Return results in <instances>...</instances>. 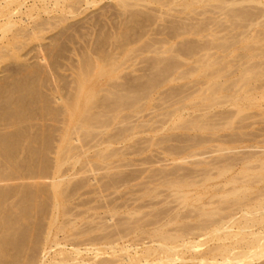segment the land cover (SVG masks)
<instances>
[{"label": "rangeland", "instance_id": "obj_1", "mask_svg": "<svg viewBox=\"0 0 264 264\" xmlns=\"http://www.w3.org/2000/svg\"><path fill=\"white\" fill-rule=\"evenodd\" d=\"M259 1L221 10L207 0H193L189 8H183L181 0H161L162 4L126 0L124 6L118 0H8L3 4L0 0V117L17 103L27 106L20 122L8 124L0 118V135L20 130L36 142L41 137L50 141L46 162L43 156L26 164L28 152L21 148L19 166L15 173L10 169V176L0 158L2 208L10 220L20 214L22 200L32 198L27 200L31 213L27 211L23 219L27 231L15 235L16 242L25 237L20 241L27 240L22 244L26 248L19 251L21 257L13 244L12 250L4 249L3 264L31 260L32 264H64L62 259L78 264H141L137 261L142 252L156 247L150 242L152 229L164 226L170 233L175 226L192 223L195 227L206 212L215 214V219L224 217L225 233L232 235L217 239L224 229L216 235L193 234V241L199 237L194 249H179L178 256L163 263L197 264L190 257L208 248L238 247L241 236L231 222L264 198V0ZM232 9L244 10L247 21H233L238 26H232L233 19L226 15ZM221 39L226 45L216 49ZM189 48L192 53L184 54ZM240 69L254 76L238 88L233 80L239 78ZM107 71L111 73L106 75ZM153 78L156 84L148 89ZM213 82L233 85L228 91L220 90L219 96L237 90L233 98L244 92L251 99L215 104L205 92ZM246 87L250 89L243 91ZM133 92L136 98L130 97ZM89 96L96 117L87 120V128L80 127L81 104ZM118 97L137 107L118 109L111 121ZM75 102L78 109L70 117ZM104 102L107 108L98 106ZM191 117L206 120L204 128H178ZM105 120H109L106 128L96 127ZM207 121L213 129L208 130ZM122 129L127 137L121 141L115 135ZM112 135L115 139H106ZM39 142L33 145L40 146ZM101 153L114 156L102 159ZM40 159L43 168L38 167ZM55 181L58 188L51 185ZM258 251L243 254L235 248L232 252H238L239 259L232 253L231 262L224 264H264V246Z\"/></svg>", "mask_w": 264, "mask_h": 264}, {"label": "bare ground", "instance_id": "obj_2", "mask_svg": "<svg viewBox=\"0 0 264 264\" xmlns=\"http://www.w3.org/2000/svg\"><path fill=\"white\" fill-rule=\"evenodd\" d=\"M8 0H2V4L3 3H6ZM125 1L126 0H118V2L120 3V4H122V6H124L125 5ZM150 1H152V2H157V3H161V0H150ZM165 2L167 1V0H164ZM172 1V0H171ZM182 2H181V4H182V6H183V8H189L190 6H192L193 5V3H195V2H193V0H181ZM196 1V0H195ZM208 2L209 1H214L215 3H216V6L215 7H217V8H219V9H221V10H224L227 6H229V7H231L232 5H235V4H241V3H245V2H253V3H260V1L259 0H239V2H237V3H235V1L234 0H207ZM199 2V1H198ZM163 3V2H162ZM161 3V4H162ZM167 3V2H166ZM165 3V4H166ZM20 4L22 5V2H20ZM1 2H0V8H1ZM130 7V6H129ZM236 7V6H235ZM228 8V7H227ZM233 8V7H232ZM230 9V8H229ZM242 9H244V8H242ZM226 11V10H225ZM241 11V9L240 10H236V11H234V9H232L231 11H227L226 12V15H227V17L228 18H230V19H233L232 20V26H234V25H237V24H239V23H241V22H246L247 21V14H246V16H245V12L244 13H242V12H240ZM225 14V13H224ZM247 18V19H246ZM233 21H236V22H238L237 24H233ZM252 23V22H251ZM251 23L249 24V25H251ZM254 24V23H253ZM242 25V24H241ZM248 25V26H249ZM238 26V25H237ZM234 27H236V26H234ZM242 27V26H241ZM247 27V26H246ZM244 28V27H243ZM169 29V28H168ZM246 29V28H245ZM170 30H172V29H170ZM174 31V30H173ZM174 32H177V33H181V32H179V31H174ZM175 34V33H174ZM182 34V33H181ZM173 35V34H172ZM126 37V36H125ZM224 40V39H223ZM219 41V40H218ZM222 41V39L220 40V42H217L215 45H214V47L216 48V49H219V48H223V46L225 47V42H221ZM230 43V42H229ZM230 45V44H229ZM196 47V46H195ZM208 47V46H207ZM209 47H211V46H209ZM208 47V48H209ZM185 48H186V46H185ZM198 48V47H197ZM190 49L191 48H189V49H187L186 51H184V54H187L188 55V53H192L191 51H190ZM224 49V48H223ZM227 49V48H226ZM189 50V51H188ZM192 50V49H191ZM195 50V49H194ZM193 50V51H194ZM197 50H199V49H197ZM196 50V51H197ZM183 54V55H184ZM241 70V69H240ZM234 72V71H233ZM109 73H111L110 71H107L105 74L106 75H108ZM251 73L252 72H248L247 70H244V69H242L241 70V72H239V74H240V76H239V78H237V80L238 79H240V83H238L237 84V80L235 81V80H233L235 83H233V81L231 82V84L233 83V85L236 87V85L238 86V88H241V86H243V85H245L247 82H248V80L249 79H251V78H253V76L254 75H251ZM222 74V73H221ZM220 75V74H219ZM217 77H218V74L216 75ZM221 76H223V75H220L219 77H221ZM216 77V78H217ZM158 79V78H157ZM232 79V78H231ZM235 79H236V77H235ZM150 80V79H149ZM155 81H157L156 79L154 80V78L153 79H151L150 81H149V83H150V85L151 86H149V88L147 87L148 85H146V87L148 88V89H150V87L152 88V87H154L155 85L154 84H156V83H154ZM224 83V82H223ZM231 84H225L224 85V87H222V83H220V82H213L212 84H210V85H208V87L209 88H207L206 90L207 91H205V90H203V92L205 91V92H207V93H210L211 95H209L210 97H211V102L213 101L215 104H217V103H227V102H231V104H235L236 102H238V101H240V103H241V100L243 101H249V99H251V98H248V96H247V93H245V94H243L242 93V95L240 96H237V97H235L234 96V98H233V94L237 91L236 89H238V88H235V92H234V90L231 92V96H230V99L228 100V95H226V94H222L221 96H222V100H221V102H220V99H221V96H219L218 95V93L220 92V90H222V89H224V88H228L227 89V91L228 90H230L231 89V87H232V89H233V85H231ZM239 84H241V85H239ZM152 85H154V86H152ZM228 85V86H227ZM231 85V86H230ZM261 85V84H260ZM225 86H227V87H225ZM250 87V86H249ZM249 87H246V88H244L245 90H243V91H246V89H247V91L251 88H249ZM147 88H146V90H147ZM230 88V89H229ZM209 90V91H208ZM256 90V89H255ZM202 92V93H203ZM226 92V91H225ZM251 94V93H250ZM147 95V94H146ZM204 96V95H203ZM209 96H207L206 98H204V97H202V98H200V99H202V100H206V99H208L209 98ZM220 98H219V97ZM130 97L131 98H136L137 97V93L136 92H133L132 94H130ZM199 97V96H198ZM223 97H226L227 99H223ZM91 99V96H89V97H87V98H85L84 100H83V102H82V107H83V109H82V114H81V116H80V118H79V122H80V127H83V126H85L86 128L88 127L87 126V120L88 119H92V118H94V117H96L95 115V113H93L92 111H91V109L93 108V103H92V101L90 100ZM216 99H219V101L218 100H216ZM124 100L125 99H123L122 97H118V99L116 100V102L114 103V109L111 111V112H114V114L113 115H111V121L112 120H115L116 118H117V114H118V109H129L130 108V106L131 105H126L127 104V102L126 103H124ZM201 100V101H202ZM224 100V101H223ZM228 100V101H227ZM179 101V100H178ZM200 101V100H199ZM218 101V102H217ZM23 102V101H22ZM78 102V101H77ZM77 102H75V104L73 105V107L72 108H70V111H71V114H70V117H72V115L74 114V112H75V110L76 109H78V103ZM211 102H209L210 104H211ZM20 103H21V101H20ZM25 103V102H24ZM105 103V102H104ZM197 102H195L194 104H196ZM208 103V104H209ZM214 103L213 104H211L212 106L214 105ZM131 104H133V103H131ZM203 103H201V105H202ZM206 104V103H205ZM208 104H206L207 106H209ZM238 104V103H237ZM250 104V103H249ZM251 104H253V103H251ZM26 104H16L15 105V108H14V110L12 111V112H8V111H5V115L3 114L1 117H2V119H4V120H6L7 122H8V124H10V122L11 123H15L16 121L18 122L19 121V118L21 117V116H23L22 114L20 115V113H23V111L27 108V106H25ZM200 105V104H199ZM200 105V106H201ZM206 105H204L203 104V106L206 108ZM23 106H25L26 108H24ZM95 106V105H94ZM98 106H101V107H104V109L105 108H107V106H108V104L107 103H105V104H99ZM135 106H136V104H135ZM232 106V105H231ZM238 106H240V104L238 105ZM243 106H245V105H243ZM242 106V107H243ZM246 106H247V104H246ZM112 107V106H111ZM127 107H129V108H127ZM133 107V108H132ZM137 107V106H136ZM136 107H134V104L131 106V109L133 110V109H135L136 110ZM199 107V106H198ZM211 107V106H210ZM248 107V106H247ZM194 108V107H193ZM196 109V108H195ZM201 109H203V108H201ZM236 109V108H235ZM130 110V109H129ZM131 110V111H132ZM177 110H178V108H177ZM205 110H207V109H205ZM102 111V110H101ZM168 111V110H167ZM173 111H174V109H173ZM181 111V110H180ZM179 111V112H180ZM202 111V110H201ZM204 111V110H203ZM179 112H178V114H179ZM205 112V111H204ZM240 112V111H239ZM181 113V112H180ZM219 113V112H218ZM236 113L238 114V110L236 111ZM97 114H100V112H98ZM101 114H103V116L106 114V112L104 111V112H101ZM175 114V113H174ZM165 115V114H164ZM204 115V114H203ZM176 116V115H175ZM180 116V115H179ZM197 116V115H196ZM0 117V118H1ZM201 117H203V116H201ZM200 117V118H201ZM192 118V117H191ZM194 118H195V120H194ZM194 118H192L193 120H187L186 122H182V124L180 125V126H178V128H183V129H192V130H194V131H200V130H202L203 128H204V123H205V121L206 120H202V119H198L199 117H194ZM22 119H23V117H22ZM197 119V120H196ZM199 120H202V121H204V122H202V123H199ZM208 120V119H207ZM173 121H175V120H173ZM211 121H213V120H211ZM20 122V121H19ZM97 123V122H96ZM160 123V122H159ZM108 124H109V120L107 121V120H105V121H100V122H98V125H96V127H100V128H106L107 126H108ZM210 124V128L208 129V127H206L208 130H211V129H213V127H214V125H213V127H212V124L211 123H209ZM209 124H208V121H207V124H205L206 126L208 125L209 126ZM92 126V125H91ZM158 126V125H157ZM160 126V125H159ZM212 127V128H211ZM127 128V127H126ZM177 128V127H176ZM128 129V128H127ZM127 129H125V130H127ZM207 129H204V130H207ZM215 129V128H214ZM123 130V129H122ZM121 130V131H122ZM175 130V129H174ZM191 130V131H192ZM120 131V130H119ZM124 131V130H123ZM128 132V131H127ZM129 133H133V132H129ZM129 133H128V135H129ZM43 134H48V133H43ZM117 135H115L116 137H118V134H119V139L122 141V138L123 137H127V133H126V131H124V132H119V133H116ZM214 135V134H213ZM41 136V135H40ZM45 136V135H44ZM114 135H112V138L110 137H108V138H106L107 140H109V141H112V139H115L114 137H113ZM130 136V135H129ZM193 136V135H192ZM46 137H48V135H46ZM70 138V137H69ZM166 138V137H165ZM183 138V137H182ZM197 138V137H196ZM215 138V137H214ZM237 138V137H236ZM37 139V138H36ZM35 138H30L29 136H27L26 134H24L23 132H21L20 130H17V131H14V132H12V133H7V134H2V135H0V158L3 160V162H4V164H5V166H6V168H5V166H4V168L5 169H8V171L6 170V172H7V174H8V176H10V169H11V171H13L14 173L16 172V170H17V168H18V166H19V158L17 157V154L19 153V150L21 149V148H25V153H26V151L28 152L27 153V156H26V158L24 159V162H26V164H29L30 165V163L32 164H34L35 162H36V158H38V157H40L41 159L43 158V156H44V154H46L45 152L46 151H48L47 150V148L49 147V142L50 141H47V139H42V137H41V140L43 141H41L39 138V140H38V142L39 141H41V143H40V146L39 145H36V147L34 146L36 143L38 144V142H36L37 140H36ZM117 139V138H116ZM125 139V138H124ZM161 139V138H160ZM201 139V138H200ZM203 139V138H202ZM208 139H209V137H208ZM213 139V138H212ZM36 140V141H35ZM166 140V139H165ZM204 140V139H203ZM243 140V139H242ZM106 141V140H105ZM115 141H117V140H115ZM114 141V142H115ZM198 141V140H197ZM202 141V140H201ZM204 141H206V140H204ZM236 141V140H235ZM46 142H48L49 144H47ZM102 142H104V141H102ZM199 142V141H198ZM208 142V141H207ZM107 143V142H106ZM109 143H111V142H109ZM108 143V144H109ZM113 143V142H112ZM116 143V142H115ZM158 143V142H157ZM34 144V145H33ZM153 144V143H152ZM199 144V143H198ZM48 145V146H47ZM156 145V144H155ZM183 145V144H182ZM38 146V147H37ZM174 148V147H173ZM170 152V151H169ZM115 153V152H114ZM114 153L112 154L111 153V155H107V154H105V153H101L100 154V157L102 158V159H104V158H106V157H110V156H114ZM193 153V152H192ZM191 153V154H192ZM104 156H103V155ZM195 154V153H194ZM107 155V156H106ZM199 155V154H198ZM254 155V154H253ZM259 155V154H258ZM247 156V155H246ZM46 156H44V158L42 159V160H44L45 159V161H43V162H46V158H45ZM222 157H224V156H222ZM250 157V156H249ZM234 158H235V156H234ZM241 158V157H240ZM252 158V157H251ZM39 159V158H38ZM40 159V160H41ZM232 159V158H231ZM238 159V158H237ZM246 159V158H245ZM257 159V158H256ZM42 160L40 161V163H37V164H39V166L36 164V166H38L39 168H43V166L42 165H44V164H42L41 165V162H42ZM212 160V159H211ZM33 161H35V162H33ZM39 161V160H38ZM37 161V162H38ZM209 161V160H208ZM215 161V160H214ZM231 161H233V160H231ZM239 161V160H238ZM59 162V161H58ZM196 162V161H195ZM199 162V161H198ZM227 162V161H226ZM201 163V162H200ZM198 164V163H197ZM208 164V163H207ZM210 164H212V163H210ZM222 164V163H221ZM224 164V163H223ZM228 164H230V163H228ZM227 164V165H228ZM231 164H233L232 162H231ZM264 164V163H263ZM41 165V166H40ZM225 165V164H224ZM251 165V164H250ZM248 167V166H247ZM256 167V166H255ZM258 167H260V166H258ZM175 168V167H174ZM254 168V167H253ZM263 168V167H262ZM196 169V168H195ZM178 170V169H177ZM208 170H209V168H208ZM12 172V173H13ZM174 172H176V171H174ZM178 172V171H177ZM188 172V171H187ZM206 172V171H205ZM204 172V173H205ZM223 172H224V170H223ZM223 172H221V173H223ZM203 173V174H204ZM206 174V173H205ZM212 174V173H211ZM263 175V174H262ZM8 176H6L5 178H7ZM160 176V175H159ZM195 176V175H194ZM254 176V175H253ZM255 176H258V175H255ZM190 177V176H189ZM10 177H8V179H9ZM165 178V177H164ZM173 178H175V177H173ZM253 178V177H252ZM4 179V178H3ZM170 179V178H169ZM172 179V178H171ZM2 179L0 178V181H1ZM162 180V179H161ZM200 180H201V178H200ZM197 181V180H196ZM253 181V180H252ZM255 181V180H254ZM193 182V181H192ZM256 182V181H255ZM169 183V182H168ZM251 184V183H250ZM53 187H57L58 185H59V183H58V181H55V182H53L52 184H51ZM191 185V184H190ZM170 186H172V185H170ZM180 187H181V185H180ZM248 187V186H247ZM58 188V187H57ZM175 188V187H174ZM184 188V187H183ZM186 188V187H185ZM53 190H54V188H52ZM178 189V188H177ZM219 189V188H218ZM32 190V189H31ZM233 190H235V189H233ZM261 190V189H260ZM259 190V191H260ZM244 191H245V189H244ZM258 191V190H257ZM2 192V193H1ZM0 192V264H3V261L2 260H4V259H2V256H4V254H3V252L5 253V251L7 252V250H4V249H9L10 248V245H12L13 244V246H14V248H13V250L15 249L16 250V248H19V250H18V255H19V253L21 254L22 252H19L20 250H22V248L23 247H25L26 245H22L23 243H27L26 241L27 240H23V241H25V242H23V243H21V241H20V238H19V241L18 242H16V236L15 235H19V234H22L23 232L25 233V230L27 231V229H26V226L24 225V223H23V219L25 218V215H26V212L27 211H29V209L30 208H32L31 206V202H28L27 200H32V198L30 199H27L28 197H30L31 195H28V197H26V199H23L22 201L23 202H21V203H23L22 205H21V208L19 209V211H20V214L18 215V217L15 219V220H10V215L7 213V212H5L4 210H3V208H2V204H3V202H4V194H3V191H1ZM55 192V191H54ZM241 192H243V191H241ZM26 193H28V192H26ZM230 193V192H229ZM232 194H234V193H236L235 191L234 192H231ZM3 194V195H2ZM9 194V193H8ZM30 194V193H29ZM57 194H59V193H57ZM181 194V193H180ZM260 194H261V191H260ZM259 194V195H260ZM6 195V194H5ZM26 195V194H25ZM24 195V196H25ZM55 195V194H54ZM183 195V194H182ZM7 196V195H6ZM253 196H254V194H253ZM33 197V196H32ZM177 197H179V196H177ZM213 197V196H212ZM212 197H210V198H212ZM250 197V196H249ZM252 197V196H251ZM26 200V202H24ZM238 200H236V199H233V203H236ZM241 201V200H240ZM241 203H242V201H241ZM251 203V202H250ZM35 205V204H34ZM33 205V206H34ZM248 205V204H247ZM228 206H230V205H228ZM224 207V206H223ZM241 207V206H240ZM264 207V198L263 199H258V201L254 204V206H252V208H250V209H248V210H246V211H243V213H242V215L240 216V219H238V220H235L236 222H234V221H232L231 222V224H235L236 225V228H237V230H238V235H240L241 236V240H240V244L238 245V247H228V246H226V245H217V246H213V247H211L210 249L208 248V251L205 253L204 252V254H202V255H198V256H191L190 258V261H195V263L197 262V264H224V263H228V261H230L229 259H231V258H229V255H231L232 253V255H233V257L236 255L235 253H238V252H232L235 248H239V253H251V254H256L257 253V251L259 250L260 251V249H262L263 248V246H264V241L262 242V240L264 239V236H262L261 234H263L264 233V216L263 215H261V211H262V208ZM233 208V207H232ZM219 209H221V208H219ZM35 210V209H34ZM210 211H212V209L210 210ZM30 212V211H29ZM236 212V211H235ZM28 213V212H27ZM31 213V212H30ZM170 213V212H169ZM263 213V212H262ZM187 214V213H186ZM234 214V213H233ZM176 215V214H175ZM213 215H215V214H212L211 212H206V213H204V214H202L201 215V217H202V219L200 218V223L198 222L197 224H196V226L195 227H192V223H191V226H185L184 227V225H183V227H181V228H177V226H175L176 228H175V230H173V232H170L169 233V231L168 230H165V229H163V227L164 226H159V227H157V228H154V230L152 229V233H151V240H150V242L151 243H156V247H152L151 245V247H148V248H146L143 252H142V257H140L139 259H138V261H137V263H141V264H161V263H163V262H165V263H167V261H169V260H171L172 261V257H174V256H178V250L180 249L181 251L183 250V249H185V250H187V251H189L190 252V250H192V249H194V247H195V245H194V243L196 244V240H198V238H195L194 236V238L196 239H194L195 241H193V239H191L192 238V235L193 234H195V236H197L196 234H198V232H209V233H211L210 235H216V233H219L220 231L222 232V230L221 229H224V228H226L225 227V225H224V223L227 221H225V222H223L222 221V218H224V217H218V218H216L215 219V217L213 216ZM182 215H180V217H181ZM186 216V215H185ZM221 216V215H220ZM163 217V216H162ZM191 217V216H190ZM210 218V217H212V221H207V219H205V218ZM227 217V216H226ZM233 217H235V216H233ZM232 217V218H233ZM172 218V217H171ZM184 218V217H183ZM214 218V219H213ZM171 220V219H170ZM173 220V219H172ZM209 220V219H208ZM210 220H211V218H210ZM231 220V219H230ZM154 221V220H153ZM155 222V221H154ZM178 222V221H177ZM170 223V222H169ZM165 224V223H164ZM167 225V224H166ZM181 225V224H180ZM230 224L228 223L227 224V227L229 226ZM131 226V225H130ZM174 226V225H173ZM120 227V226H119ZM134 227V226H133ZM138 227V226H137ZM179 227V226H178ZM174 227H171V229H173ZM124 229H125V226H124ZM128 229V228H127ZM235 229V228H234ZM117 230V229H116ZM144 230V229H143ZM197 231L196 233H193V231ZM227 230V229H226ZM225 229L223 230L224 231V234H222L223 236H221V237H217V239H221V238H225V239H227L228 237H230L232 234H229V233H225V231H226ZM229 230H231V229H229ZM118 231V230H117ZM147 231V230H146ZM235 231H236V229H235ZM124 232V231H123ZM24 233L22 234L23 236H24ZM113 233H115V232H113ZM125 233V232H124ZM27 234V233H26ZM149 234V233H148ZM202 234V233H201ZM105 235V234H104ZM127 235V234H126ZM209 235V234H208ZM220 235V234H219ZM26 236V235H25ZM200 236V235H199ZM207 236V235H206ZM246 236H249L248 238H245ZM26 237H28V235L26 236ZM109 236H107L106 238H108ZM117 237V236H116ZM119 237H121V235L119 236ZM202 237V236H201ZM210 237V236H209ZM212 237H214V236H212ZM236 237V236H235ZM23 238V237H22ZM22 238H21V240H22ZM25 238V237H24ZM23 238V239H24ZM105 238V239H106ZM237 238H239V237H237ZM140 239V238H139ZM145 239H146V237H145ZM209 239V238H208ZM207 239V240H208ZM212 239V238H211ZM216 239V238H215ZM216 239V240H217ZM33 240V239H32ZM36 240V239H35ZM34 240V241H35ZM91 240V239H90ZM98 240V239H97ZM100 240V239H99ZM30 241V240H29ZM110 242H111V240H109ZM113 241V240H112ZM115 241V240H114ZM137 241H138V239H137ZM226 241V240H225ZM228 241V240H227ZM21 244H20V243ZM91 242H93V241H91ZM95 242H99V241H95ZM109 242V243H110ZM134 242V241H133ZM149 242V241H148ZM203 242H204V240H203ZM242 242V243H241ZM29 243V242H28ZM144 243V242H143ZM233 243H235V242H233ZM22 246H20V245ZM30 244V243H29ZM34 244V243H33ZM56 244V243H55ZM145 244V243H144ZM199 244V243H198ZM232 244V243H231ZM230 244V245H231ZM121 245V244H120ZM134 245V244H133ZM21 248H20V247ZM29 246V245H28ZM36 246V245H35ZM149 246V245H148ZM95 247V246H94ZM198 247V246H197ZM26 248V247H25ZM28 248V247H27ZM141 248V247H140ZM50 249V248H49ZM77 249V248H76ZM90 249L92 250L93 249V247L91 248L90 247ZM95 249V248H94ZM10 250H12L11 248H10ZM81 250V249H80ZM97 250V249H96ZM100 250V249H99ZM23 251H24V249H23ZM78 251L79 250H75V252H77V254H78ZM85 251H89V250H86L85 249ZM133 251V250H132ZM139 251V250H138ZM199 251V250H198ZM236 251V250H235ZM258 251V252H259ZM263 251V250H262ZM91 252V251H90ZM184 252V251H183ZM182 252V253H183ZM193 252V251H192ZM137 253V252H136ZM3 254V255H2ZM75 254V253H74ZM89 254V253H88ZM92 254H94V255H97V254H95L94 252L92 253ZM138 254V253H137ZM181 254V253H180ZM185 254H186V252H185ZM73 255V254H72ZM109 255V254H108ZM157 256V257H155V259H148V257L150 256ZM217 255H219V257L220 258H217L218 256ZM162 256V257H161ZM250 256V255H249ZM5 257V256H4ZM16 256H14V260H16L17 259V257L15 258ZM19 257H21V255H19ZM119 257V256H118ZM149 257V258H150ZM236 257V256H235ZM239 257V256H238ZM238 257H236L237 259H239ZM245 257V256H244ZM258 257V256H257ZM44 258V257H43ZM68 258V257H67ZM19 259V258H18ZM21 259V258H20ZM30 259V258H29ZM89 259V258H88ZM101 259V258H100ZM181 258H179V260H180ZM241 259V258H240ZM31 260V259H30ZM83 260V259H82ZM86 260V259H85ZM111 260V259H110ZM110 260H108L109 262H111ZM123 260V259H122ZM128 261H130L129 260V258L127 259ZM126 260V261H127ZM153 260H157L156 261V263H153L152 261ZM175 260V259H174ZM31 261H34V260H31ZM31 261H29V264H32V263H34V262H31ZM103 261H104V259H103ZM102 261V262H103ZM182 261H184V260H182ZM16 263H17V260L15 261ZM60 262H63L64 264H78V263H76V262H73V260L71 259V260H69V259H62V260H60ZM71 262V263H70ZM97 262V261H96ZM131 262V261H130ZM170 262V261H169ZM168 262V263H169ZM179 262V261H178ZM231 262V261H230ZM85 263H87V262H85ZM108 263V262H107ZM171 263H173V262H171ZM177 263V262H176ZM181 263H183V262H181ZM188 263V262H187ZM58 264V263H57ZM79 264H83V263H79ZM88 264H91V263H88ZM102 264V263H101ZM104 264V263H103ZM125 264V263H124ZM164 264V263H163ZM191 264H194V263H191Z\"/></svg>", "mask_w": 264, "mask_h": 264}]
</instances>
